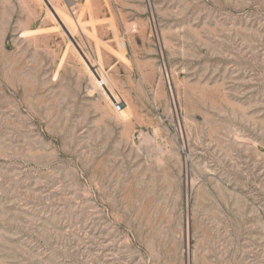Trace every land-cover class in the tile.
I'll return each instance as SVG.
<instances>
[{
	"label": "rangeland",
	"instance_id": "obj_1",
	"mask_svg": "<svg viewBox=\"0 0 264 264\" xmlns=\"http://www.w3.org/2000/svg\"><path fill=\"white\" fill-rule=\"evenodd\" d=\"M0 264H264V0H0Z\"/></svg>",
	"mask_w": 264,
	"mask_h": 264
},
{
	"label": "built area",
	"instance_id": "obj_2",
	"mask_svg": "<svg viewBox=\"0 0 264 264\" xmlns=\"http://www.w3.org/2000/svg\"><path fill=\"white\" fill-rule=\"evenodd\" d=\"M69 1H72L73 2V1H77V0H69Z\"/></svg>",
	"mask_w": 264,
	"mask_h": 264
},
{
	"label": "bare ground",
	"instance_id": "obj_3",
	"mask_svg": "<svg viewBox=\"0 0 264 264\" xmlns=\"http://www.w3.org/2000/svg\"><path fill=\"white\" fill-rule=\"evenodd\" d=\"M73 2H75V1H73Z\"/></svg>",
	"mask_w": 264,
	"mask_h": 264
}]
</instances>
